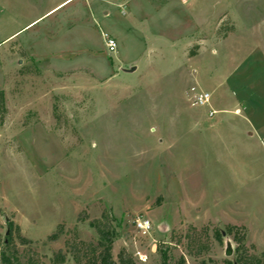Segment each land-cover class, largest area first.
Returning <instances> with one entry per match:
<instances>
[{"label":"rangeland","instance_id":"374dc122","mask_svg":"<svg viewBox=\"0 0 264 264\" xmlns=\"http://www.w3.org/2000/svg\"><path fill=\"white\" fill-rule=\"evenodd\" d=\"M60 1L0 0L1 242L10 221L30 241L15 240L19 255L51 264L62 250L76 264L65 242L95 243L89 224L106 211L114 259L260 256L264 0H70L17 32ZM191 87L209 107L191 105Z\"/></svg>","mask_w":264,"mask_h":264},{"label":"trees","instance_id":"16d2710c","mask_svg":"<svg viewBox=\"0 0 264 264\" xmlns=\"http://www.w3.org/2000/svg\"><path fill=\"white\" fill-rule=\"evenodd\" d=\"M6 112L5 98L0 91V125ZM90 227L94 231L97 239L95 243H69L65 242V247L76 264H135L133 258L125 251H120L116 259L112 256V245L115 240V233L111 225V219L106 211H102L99 218L90 222ZM60 227H58L59 229ZM57 233L48 236V241L57 239ZM19 246H28L30 241L19 235V229L12 222H7V231L4 240H0V264H38L36 254L28 251V255H19L15 240ZM245 247L236 249V256L232 262L225 261V264H264V252L260 256L246 255ZM66 256L62 250L57 251L51 259V264H65Z\"/></svg>","mask_w":264,"mask_h":264},{"label":"built area","instance_id":"2783aa9c","mask_svg":"<svg viewBox=\"0 0 264 264\" xmlns=\"http://www.w3.org/2000/svg\"><path fill=\"white\" fill-rule=\"evenodd\" d=\"M104 46L108 53H114L116 51L115 40L107 35L103 36ZM189 98L191 105L194 107H209L210 95L207 92H202L195 87L189 89ZM216 114V111L209 108L208 117L212 118ZM133 228L136 232L137 237L141 239L151 238V233L153 231L152 223L145 217L138 216L133 220ZM152 241V240H151ZM135 257L140 263L147 262V255L143 251H136Z\"/></svg>","mask_w":264,"mask_h":264},{"label":"crops","instance_id":"0c3cea01","mask_svg":"<svg viewBox=\"0 0 264 264\" xmlns=\"http://www.w3.org/2000/svg\"><path fill=\"white\" fill-rule=\"evenodd\" d=\"M69 1H70V0H61L60 2H58L57 4H55L54 6H52L48 11H46V12H44L42 15L36 17L34 20H32V21H31L30 23H28L26 26L22 27V28H21L19 31H17V32H20V31H22L23 29L29 27L31 24L37 22L39 19L45 17L46 15H48V14L54 12V11L56 12L57 9H59L62 5H64L65 3L69 2ZM74 1H76V0H74ZM84 2H85V3H87V2H91V3H92V2H99V0H84ZM55 12H54V13H55ZM105 14H106V13H105ZM17 32H16V33H17ZM16 33H14L13 35H10V36L7 37L5 40H6V41L10 40V39H11ZM5 40H4V41H5ZM11 41H12V40H11ZM11 41H9V42H11ZM9 51H10V54H9V55H12V54H11V51L13 52L14 49L12 48V49H10ZM13 62H15L14 64L18 65V64L21 63V60L18 61V59H15V60H13ZM19 62H20V63H19Z\"/></svg>","mask_w":264,"mask_h":264},{"label":"water","instance_id":"95a60500","mask_svg":"<svg viewBox=\"0 0 264 264\" xmlns=\"http://www.w3.org/2000/svg\"><path fill=\"white\" fill-rule=\"evenodd\" d=\"M19 63H20V62H19ZM135 69H136L135 67H131V68L127 69V70H123V72H125V73H132L133 71H135ZM222 236H224V233H222ZM232 254H233V251H232V248H231V244H230V242L227 240V241L225 242L224 256H225L226 258H228V257H231Z\"/></svg>","mask_w":264,"mask_h":264}]
</instances>
